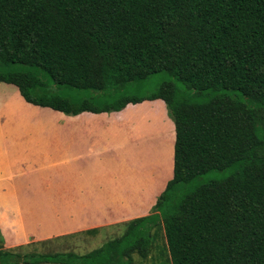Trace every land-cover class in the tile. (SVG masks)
<instances>
[{"label":"trees","instance_id":"16d2710c","mask_svg":"<svg viewBox=\"0 0 264 264\" xmlns=\"http://www.w3.org/2000/svg\"><path fill=\"white\" fill-rule=\"evenodd\" d=\"M161 71L194 97L174 81L124 93ZM0 81L69 115L162 99L176 130L173 177L149 214L83 254H21L0 232V264H133L161 228L171 264H264V0H0Z\"/></svg>","mask_w":264,"mask_h":264},{"label":"crops","instance_id":"0c3cea01","mask_svg":"<svg viewBox=\"0 0 264 264\" xmlns=\"http://www.w3.org/2000/svg\"><path fill=\"white\" fill-rule=\"evenodd\" d=\"M163 103L145 100L119 111L69 115L27 102L16 85L0 81V232L5 247L25 242L30 227L38 233L43 227L46 233L64 227L106 229L149 214L173 177L176 130L166 114L172 142L170 172L162 181L154 167L161 157L158 139L145 133L138 138L133 114L145 104Z\"/></svg>","mask_w":264,"mask_h":264},{"label":"rangeland","instance_id":"374dc122","mask_svg":"<svg viewBox=\"0 0 264 264\" xmlns=\"http://www.w3.org/2000/svg\"><path fill=\"white\" fill-rule=\"evenodd\" d=\"M164 81H174L180 94L188 97H194L195 91L188 90L184 83L179 81L174 75L167 71H161L152 74L149 78L141 82H130L124 89V93L129 95L143 96L156 91V89ZM52 88L66 96H71L75 99L82 97H90L95 95V92L90 90H78L71 87L53 85ZM147 102V101H146ZM148 107L146 104L142 109L134 112V117L137 120V131L134 134L138 138H143L142 134H148L153 139H158L159 153H161L160 161L154 162L156 173L163 181L168 177L170 172V147L172 142V128L166 120V114H169L167 105ZM165 108V110H164ZM170 116V115H169ZM172 122L173 119L169 117ZM175 143V141H174ZM173 143V144H174ZM173 148V146H172ZM151 163V161H150ZM151 166V164H150ZM231 169L224 171L214 170L201 175L198 183L219 180L230 175ZM160 188V185L157 187ZM159 197V196H158ZM158 199V198H157ZM155 205V204H154ZM57 214L58 205H52ZM60 209V207L58 208ZM152 210V209H151ZM59 212V211H58ZM45 214V213H44ZM49 214V213H46ZM54 214V212H53ZM59 214V213H58ZM49 219V218H48ZM50 221V219H49ZM47 220H44V223ZM51 222V221H50ZM125 225L118 224L111 228L102 229V226L92 227L89 229L71 230L67 227L56 229L54 232H45L43 227L42 233L35 232V228H28L26 241L20 244L13 243L10 247H5L10 251L25 253H55L74 251L80 254L86 253L94 248L100 247L107 240L120 236L125 231ZM93 231H87V230ZM4 237V236H3ZM133 264H171L169 260L168 250L166 248V237L161 228L157 242L150 249L149 255L146 258L138 254H134ZM25 264V263H20ZM40 264H58V263H40Z\"/></svg>","mask_w":264,"mask_h":264}]
</instances>
